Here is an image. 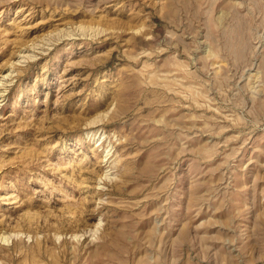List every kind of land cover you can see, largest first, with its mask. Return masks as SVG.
<instances>
[{"label":"rangeland","instance_id":"rangeland-1","mask_svg":"<svg viewBox=\"0 0 264 264\" xmlns=\"http://www.w3.org/2000/svg\"><path fill=\"white\" fill-rule=\"evenodd\" d=\"M0 237V264H264V0H0Z\"/></svg>","mask_w":264,"mask_h":264},{"label":"bare ground","instance_id":"bare-ground-1","mask_svg":"<svg viewBox=\"0 0 264 264\" xmlns=\"http://www.w3.org/2000/svg\"><path fill=\"white\" fill-rule=\"evenodd\" d=\"M96 187H97V185H96ZM0 239H5V238L0 237Z\"/></svg>","mask_w":264,"mask_h":264}]
</instances>
